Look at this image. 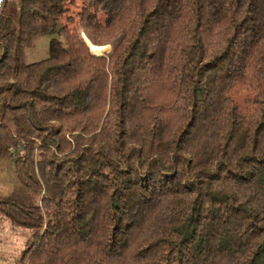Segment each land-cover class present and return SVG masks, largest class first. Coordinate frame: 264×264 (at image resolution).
I'll use <instances>...</instances> for the list:
<instances>
[{
    "label": "trees",
    "instance_id": "1",
    "mask_svg": "<svg viewBox=\"0 0 264 264\" xmlns=\"http://www.w3.org/2000/svg\"><path fill=\"white\" fill-rule=\"evenodd\" d=\"M10 1L17 264H264V0Z\"/></svg>",
    "mask_w": 264,
    "mask_h": 264
},
{
    "label": "rangeland",
    "instance_id": "2",
    "mask_svg": "<svg viewBox=\"0 0 264 264\" xmlns=\"http://www.w3.org/2000/svg\"><path fill=\"white\" fill-rule=\"evenodd\" d=\"M15 0L10 1V6H15ZM9 6V7H10ZM51 36H46L38 39L34 48L30 53L31 60H38L48 55L49 43ZM94 47V46H93ZM97 48V47H96ZM100 48H103L100 49ZM101 50L99 54L92 52L96 55L107 54L110 50V46L98 47ZM248 95L244 91L238 97L240 103H244L247 100ZM13 182L11 180V173L6 166L2 165L0 159V196H7L11 193L13 188ZM25 236L20 232L12 230L7 221L0 219V264H17L16 259L20 256L24 249Z\"/></svg>",
    "mask_w": 264,
    "mask_h": 264
},
{
    "label": "bare ground",
    "instance_id": "3",
    "mask_svg": "<svg viewBox=\"0 0 264 264\" xmlns=\"http://www.w3.org/2000/svg\"><path fill=\"white\" fill-rule=\"evenodd\" d=\"M92 49H93V51H94L95 53H97V54H99V53L101 52V50L98 49V48H96V47H93Z\"/></svg>",
    "mask_w": 264,
    "mask_h": 264
},
{
    "label": "built area",
    "instance_id": "4",
    "mask_svg": "<svg viewBox=\"0 0 264 264\" xmlns=\"http://www.w3.org/2000/svg\"><path fill=\"white\" fill-rule=\"evenodd\" d=\"M3 2H4V0H0V10L2 8Z\"/></svg>",
    "mask_w": 264,
    "mask_h": 264
}]
</instances>
